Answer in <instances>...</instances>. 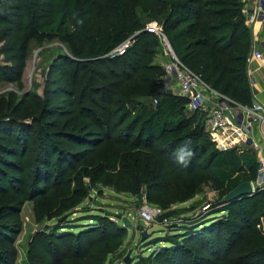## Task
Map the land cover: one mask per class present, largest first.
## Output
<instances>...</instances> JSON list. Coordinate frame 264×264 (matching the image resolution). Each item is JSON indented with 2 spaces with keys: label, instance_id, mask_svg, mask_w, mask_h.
I'll return each instance as SVG.
<instances>
[{
  "label": "rangeland",
  "instance_id": "374dc122",
  "mask_svg": "<svg viewBox=\"0 0 264 264\" xmlns=\"http://www.w3.org/2000/svg\"><path fill=\"white\" fill-rule=\"evenodd\" d=\"M45 1L50 2V6L53 3V0H34L37 19L33 24L41 23V14L44 22L52 18L37 3ZM68 1L71 10L61 32L52 31L40 43L32 42L24 59L17 63L11 59L12 54H23L19 47L13 53L6 49L11 44H19L20 34L11 24L9 36L0 43V66L18 65L16 69H22L20 78L0 84V96L11 97L16 93L17 102L23 100L18 104L19 113L22 122L28 125L31 146L30 151L24 153L23 145L14 141V136L22 132L19 127L12 129L13 137L0 133L3 135L0 152L5 162H2L3 172L0 173V224L7 226L0 240V264H228L224 262L228 256L224 239L227 225L218 232L205 233L203 229L217 218L232 220V216L224 212L221 200L230 186L250 180L249 174L231 169L226 155L221 152L214 168L219 178L227 177L225 185L219 186L213 181L198 184L191 176L171 174L165 163V147L171 141L169 134L154 133L157 139L152 149L144 147L145 143L135 147L133 142L140 127L131 131L129 137L127 131H130L131 121H122L114 114L113 104L99 105L89 97L84 103L88 110L83 104L74 110L77 105L72 102L76 99L70 97L64 87L59 86L51 92L49 80L54 76L58 58L61 55L77 58L63 43V36L70 37L76 31L77 22L88 9H94L92 15L110 13L113 16L111 10L101 11L95 0ZM137 10L146 21L142 6ZM159 25L151 21L146 29H157ZM155 61L163 65L168 61L162 43L157 48ZM21 63L25 67H21ZM49 97L60 111L58 114H62L49 119H55L56 123L50 129L54 137H48L49 145L60 151V158L55 161L57 155L54 154L53 163L45 165L47 171L37 173L36 131L46 133L49 129L39 120L32 126V110L35 108L38 113ZM155 97L159 101L163 98L155 94L143 101L155 107ZM25 100L28 101L23 104ZM36 105H39L37 109ZM73 114L78 117L73 118ZM184 114L192 116L185 111ZM60 131L72 132L83 142L62 138ZM148 134L137 141L143 142ZM3 144L13 145L11 148L17 154L6 151ZM247 155L241 156L246 158ZM59 161L63 163L58 164ZM160 168L167 173L159 171ZM15 177L19 178L16 182ZM186 192L191 196L183 199ZM256 208L253 214L258 211V216L264 212V203ZM251 210L254 209L250 206L245 209L246 212ZM123 217L133 226L125 225ZM260 220L257 229L264 233V213ZM138 225L147 229L145 237L137 229ZM189 231L194 235L187 237ZM173 248L179 251L175 253ZM214 251H220V257L214 255Z\"/></svg>",
  "mask_w": 264,
  "mask_h": 264
},
{
  "label": "trees",
  "instance_id": "16d2710c",
  "mask_svg": "<svg viewBox=\"0 0 264 264\" xmlns=\"http://www.w3.org/2000/svg\"><path fill=\"white\" fill-rule=\"evenodd\" d=\"M37 3L48 16L51 15L49 22H44L41 14V23L33 24L32 21L37 19L36 12L33 11L34 0H0V43L9 36L8 31L10 32L12 26L16 33L20 34L18 46L11 44L6 47L12 53L17 47L23 51V54L18 56L12 54L11 59L16 63L29 54L32 42L40 43L52 31L61 32L69 17L71 6L68 0H53L51 6L50 2L46 1ZM94 3L100 5L101 11H113V16L110 13L92 15L94 9H88V13L77 22L76 31L70 37L63 36V43L75 52L77 58L66 55L58 58L54 76L49 80L55 88L51 87L50 91L53 92L59 86L64 87V91H68L70 97L76 99L72 102L77 105L74 110L82 104L85 110H88L84 103L89 97L99 105L113 104L114 114L119 115L122 121H131L128 128L130 131H127L129 137L132 135L131 131L134 132L135 128L140 127L133 142L135 147L145 143L144 147L152 149L153 142L157 139L154 133L159 131L163 135L169 134L171 141L165 147V163L171 174L191 176L198 184L213 181L219 186L225 185L227 177L219 178L214 168L215 160L221 151L216 149L204 131L202 118L196 113L190 117L184 114L186 99L166 90L165 68L163 64L155 61L157 48L161 43L159 34L155 30L146 29V26L151 21H157L180 61L208 86L236 102L250 104L253 98L248 76V56L252 49V32L246 24L243 0H95ZM139 5L142 6L146 21L138 13ZM10 24L12 26H9ZM128 39L132 40V44L124 54L109 56L113 49ZM22 63L20 66L25 67ZM16 66H0V84L20 78L22 69L17 70ZM155 94L163 98L159 101L155 97L158 104L150 107L143 99ZM22 101L17 102L16 93H12L11 97L7 94L0 96V133L13 137L12 129L21 128V134L15 135L14 141L20 142L24 153H27L31 146L27 137L28 125L22 122L19 113L18 104H22ZM38 106L36 105V109ZM32 111V126L39 123V120L49 129L46 133L36 131L38 134L35 144V170L37 173H43V170L47 171L45 165L49 166L54 159L57 161L60 158V151L49 145L48 137H54L50 129L56 123L55 119H49L62 114H58L60 111L57 110L56 104L51 103L50 97L43 106L41 105L38 113L35 108ZM72 117L78 116L73 114ZM59 133L63 134L62 138L83 142L77 140L72 132ZM145 133H149L146 140L139 143L137 139ZM125 144L127 145V142ZM3 146L9 153L17 154L16 150L11 148L13 145ZM185 146L193 152L187 164L178 160L179 149ZM210 147L213 149L210 150ZM221 153L226 155L231 169L247 172L250 180L255 178L257 162L252 151L240 153L230 150ZM244 153L249 155L242 158ZM54 154L57 156L53 159ZM62 158L63 156L61 161ZM61 161L58 164H62ZM2 162L5 163L3 152H0V173L3 172ZM13 165L15 164L11 166ZM161 170L162 168L159 171ZM162 171L164 172V168ZM141 174L145 176L142 171ZM149 174L158 177L154 172ZM15 178V182L19 180L18 177ZM12 181L14 185V180ZM143 181L146 182L145 179ZM237 185L238 183L230 186L229 191ZM185 194L183 199L191 196V193ZM221 203L224 204V212L227 211L232 220L217 218L210 226L205 224L203 231L218 232L227 225L224 239L228 256L224 262L264 264V233L257 229L261 221L260 216L264 212L258 216V211L253 214L256 206L264 203V192ZM249 206L254 210L246 212L245 209ZM1 211L2 208L0 213ZM6 227L5 224H0V240H3L2 234ZM189 232L187 237L194 235V232ZM245 238H248L246 242ZM171 250L175 253L179 251L177 248ZM213 253L220 257V251Z\"/></svg>",
  "mask_w": 264,
  "mask_h": 264
},
{
  "label": "built area",
  "instance_id": "2783aa9c",
  "mask_svg": "<svg viewBox=\"0 0 264 264\" xmlns=\"http://www.w3.org/2000/svg\"><path fill=\"white\" fill-rule=\"evenodd\" d=\"M243 2L246 24L249 27L258 22L264 24V0ZM149 30L158 32L168 55V61L163 65L166 90L186 99L185 112L188 115L196 113L202 118V127L216 149L221 152H253L257 162L256 176L251 180L254 194L264 192V104L257 101L239 103L214 90L180 61L161 27ZM131 44V39L126 40L113 49L109 56L124 54ZM254 59L261 60L264 65V53L252 51L248 60L252 62ZM154 104H158L157 98Z\"/></svg>",
  "mask_w": 264,
  "mask_h": 264
},
{
  "label": "crops",
  "instance_id": "0c3cea01",
  "mask_svg": "<svg viewBox=\"0 0 264 264\" xmlns=\"http://www.w3.org/2000/svg\"><path fill=\"white\" fill-rule=\"evenodd\" d=\"M252 30V51L258 50L264 53V24L256 23L250 27ZM249 54V56H250ZM248 56V57H249ZM249 69L248 76L252 89V101L261 102L264 104V65L259 59L248 60Z\"/></svg>",
  "mask_w": 264,
  "mask_h": 264
},
{
  "label": "water",
  "instance_id": "95a60500",
  "mask_svg": "<svg viewBox=\"0 0 264 264\" xmlns=\"http://www.w3.org/2000/svg\"><path fill=\"white\" fill-rule=\"evenodd\" d=\"M254 189L252 186V181L251 180H245L240 182L235 188H233L231 191H229L225 196H223L221 202H231L235 199H238L240 197H244V196H251L253 195ZM202 212H200L199 214H201ZM123 222L125 223V225L128 226H133V224L130 222V220L126 217H123ZM137 229H139L141 231V235L142 237H145L147 235V229L144 228V226L142 225H138Z\"/></svg>",
  "mask_w": 264,
  "mask_h": 264
},
{
  "label": "clouds",
  "instance_id": "9594fccd",
  "mask_svg": "<svg viewBox=\"0 0 264 264\" xmlns=\"http://www.w3.org/2000/svg\"><path fill=\"white\" fill-rule=\"evenodd\" d=\"M193 155V152L189 147H181L179 149V155L178 160L181 163L187 164L188 158H190Z\"/></svg>",
  "mask_w": 264,
  "mask_h": 264
}]
</instances>
